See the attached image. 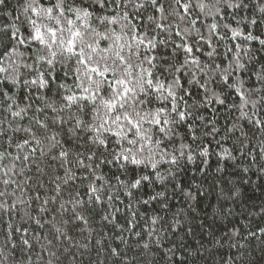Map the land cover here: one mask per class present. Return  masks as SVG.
Wrapping results in <instances>:
<instances>
[{"label": "trees", "instance_id": "obj_1", "mask_svg": "<svg viewBox=\"0 0 264 264\" xmlns=\"http://www.w3.org/2000/svg\"><path fill=\"white\" fill-rule=\"evenodd\" d=\"M22 2L6 0V7L0 5V29L17 23L16 15L22 11L18 6ZM161 2L165 5L164 13L151 5H145L142 9L130 10V19L127 21L140 30L138 35L147 31L158 45L160 41H167L166 47L161 46L158 53H153L158 58L175 56L182 63L184 59L191 61L195 57L201 61V66L214 60L225 69L236 56L250 68L252 65L259 68L260 63H264V45L260 40L247 39L249 33L264 39V13L259 11L264 0H244L248 7L241 10L228 8L226 12L221 3V11L213 10L211 15L195 7L190 13L185 12L182 5L188 0H180L179 5L176 0ZM205 2L213 4L216 0ZM192 3L195 4L196 0H192ZM153 15L157 22L166 25L164 29L155 28V24L148 20ZM161 17L164 19L161 20ZM193 19L196 22L191 24ZM253 20L256 23H252ZM212 23L218 24V28L209 31ZM169 25L171 27H167ZM17 27H20L19 23ZM110 27H115L119 33V25ZM232 29H237L243 35L233 37ZM124 38L128 39L127 36ZM182 41L195 45L194 51L186 56L183 50L174 52L173 49ZM213 50L216 55L208 57L207 53ZM27 62L31 63V60ZM216 71L219 69L212 72L213 76ZM191 72L196 79L207 78L195 67L191 68ZM237 75H242L249 83L250 75L252 81L255 80L253 73L238 70ZM191 78L187 74L181 77L185 89L192 93L191 99L188 96L185 99L190 105L198 104V115L204 119L189 117L186 125H178L174 143L159 149L155 157L160 159L159 153H166L157 169L129 165L127 176L121 175L123 170L118 169L115 163H104L103 156L97 159L88 152V159H85L86 147L81 141L79 158L85 164L95 161L93 175V168L84 171L77 165L75 143H64V149L71 151V163L65 161L64 168H71L76 176V179L65 185L62 183L64 169L59 167V161L51 159L57 153L47 141L37 145L27 134H14L9 130L15 143L22 144L24 139H29V144L17 149L15 144L9 147L3 138H0V144L13 157L17 154L32 155L25 162L23 172L19 171L20 164L17 162L18 174H10L19 187L3 183V179H7L3 176L6 168L0 166V192L8 193L0 198V241H4L7 234L12 245H23L22 237L28 239L37 251L44 245L42 254L51 264H57L58 260H65V257L67 260H77L78 264H264V232L261 231L264 229V135L255 129L247 137L239 135L240 129L234 132L233 123L239 121L246 131L249 125L244 124L239 112L233 109L219 104L199 103L203 98V89H199L201 95L198 96L196 85L185 83ZM216 91L228 92L220 88ZM44 92L42 89L41 93ZM28 93L27 88L16 86L11 88L8 95L14 96L19 107H24L27 95L23 102L20 96ZM47 95L51 97L49 102L58 100L54 86ZM237 96V93L231 92L228 103L238 102ZM39 106L43 107V103ZM15 119L9 115L7 105L0 104V120L4 121V127H7L8 120ZM57 138L64 139L63 136ZM181 144L185 147L181 148ZM32 149L37 151L32 152ZM226 150L230 158L225 154ZM104 151L107 154V149ZM173 156L176 157L175 163L172 162ZM11 159L9 157L5 164ZM157 171L163 180L157 177ZM101 175L104 181L97 180ZM141 175H148L149 181L127 190L120 187L115 179H110L120 176L130 181ZM89 183L100 190L97 194L101 199L95 203L87 202L88 196L92 195L88 190ZM57 184L61 185L60 191H55ZM128 191L133 195L129 196ZM77 192L80 194L79 199L85 203L76 204ZM37 195L40 199H36ZM108 197L113 198L111 202ZM45 199L49 200L48 204H43ZM41 205L48 209L46 213L39 212ZM76 215L84 219H76ZM35 219H41L44 227L36 225ZM10 225L20 231L10 233ZM53 225L61 228L65 235L57 234V238L49 245L48 240L52 238L49 232ZM69 247L74 255L64 251ZM77 248L78 252L75 251ZM113 249L119 255L114 254Z\"/></svg>", "mask_w": 264, "mask_h": 264}, {"label": "snow or ice", "instance_id": "obj_2", "mask_svg": "<svg viewBox=\"0 0 264 264\" xmlns=\"http://www.w3.org/2000/svg\"><path fill=\"white\" fill-rule=\"evenodd\" d=\"M176 2L179 5L180 0ZM221 3L225 12L228 8L241 10L248 7L244 0H216L213 4L206 3L205 0H196L193 4L192 0H188L182 8L190 13L195 7L211 15L213 10L221 11ZM0 5L6 7V0H0ZM145 5H151L160 13L166 11L161 0H23L18 6L22 11L16 15V22L20 27H17V23H12L0 29V98H3L0 99V104L7 105L9 115L16 118L15 121L8 120L6 128L4 121L0 120V138L6 139L9 147L15 144L17 149L28 145L30 141L24 139L22 144L15 143L9 130L14 134H27L37 145L47 141L57 153L51 159L59 161V167L64 169L62 183L65 185L76 179V176L71 168H64L65 161L71 163V151L64 149V143H75L76 163L84 171L93 168L95 161L85 164L79 158L81 141L86 147L85 159H88V152L97 159L103 156L104 163H115L118 169L123 170L121 175L127 176L129 165L157 169L166 153H159L160 159L155 157L159 149L174 143L178 125H186L189 117L204 119L198 115V104L190 105L185 99V96L189 99L192 96L181 83V77L186 74L192 78L185 83H194L198 96L201 95L199 89H203V98L199 103L219 104L239 112L243 123L249 125V128L244 130L238 121L232 125L234 132L240 129L239 135L247 137L255 129L264 135V63H260L259 68L255 65L250 68L236 56L225 69L214 60L201 66V61L195 57L191 61L184 59L182 63L175 56L158 58L153 53H158L161 46L166 47L167 41H160L158 45L147 31L138 35L140 30L127 23L130 10L142 9ZM259 11L264 13V6H260ZM160 19L163 20L164 17ZM148 20L155 24V28L166 27L164 23L157 22L155 15L148 17ZM195 22V19L190 21L191 24ZM252 23L256 21L253 20ZM110 25H119V33ZM217 28L216 23L209 25V31ZM152 31L155 32V29ZM240 35L243 33L232 29L233 37ZM187 39L185 36V40ZM201 39L204 37L201 36ZM247 39L260 40L264 45V39L250 33ZM194 47L195 45L182 41L173 51L183 50L186 56L194 51ZM21 48L24 49L23 52L20 51ZM215 55V50L207 53L208 57ZM29 59L31 63L27 62ZM192 67L204 73L207 78L196 79L191 72ZM185 68L188 69L187 72L184 71ZM216 69L219 71L213 76L212 72ZM238 70L253 73L255 80L252 81L250 75L251 82H246L242 75H237ZM16 86L29 90L28 94L20 96V101L23 102L27 95L24 107H19L14 96L8 95L11 88ZM53 86L58 100L49 102L51 97L47 93L51 92ZM217 88L228 92L217 93ZM42 89L45 90L44 93H41ZM231 92L238 94V102L228 103ZM40 103H43V107L39 106ZM58 136H63L64 139L60 140ZM125 144L128 146L124 147ZM180 147L184 148L185 145L181 144ZM0 149H3L0 150V166L6 168L3 176L7 177L3 179V183L19 187L12 175L18 174L17 162L20 164L19 171H24L23 166L30 160L32 153L13 157L3 144H0ZM104 149H107V154ZM35 151L37 149H32V152ZM40 151L43 152V148ZM225 154L230 158L227 150ZM9 157L12 159L5 164ZM175 161L176 157L173 156L172 162ZM95 170L93 168V175ZM156 175L163 180L158 171ZM104 179L103 175L97 177L99 181ZM110 179H115L120 187L127 190L129 187L137 188L142 182L149 181L150 177L141 175L130 181L121 179L120 176ZM60 190L61 185L57 184L55 191ZM88 190L92 194L88 196V203L101 199L97 194L100 190L95 185L89 183ZM127 194L133 195L131 191ZM6 195V191L0 192V198ZM79 195L77 192L76 204L85 203L79 199ZM36 199H40L39 195ZM108 199L111 202L113 198ZM48 203L47 199L43 201V204ZM47 211L43 205L40 206V213ZM75 218L84 219L79 215ZM35 224L44 227L41 219H35ZM16 231L20 229L9 226L10 233ZM23 231L26 232L27 229ZM261 231L264 232V229ZM57 234L65 235L61 228L53 225L49 232L52 237L48 240L49 245L57 238ZM21 239L23 246H26L24 248L29 251L34 248L28 239ZM4 241H9L7 234ZM12 246L15 247V244ZM44 247L41 245V249ZM112 252L119 255L115 249Z\"/></svg>", "mask_w": 264, "mask_h": 264}, {"label": "clouds", "instance_id": "obj_3", "mask_svg": "<svg viewBox=\"0 0 264 264\" xmlns=\"http://www.w3.org/2000/svg\"><path fill=\"white\" fill-rule=\"evenodd\" d=\"M251 2V0H250ZM264 6V5H262ZM70 245V242L66 241ZM23 249V251H22ZM44 249L37 251L33 248L31 251L24 248L23 245L16 244L15 247L8 241H0V264H49V259L43 256ZM69 255H74V251L69 247L64 249ZM79 251V248L75 250ZM64 255V252H61V256ZM67 260V257H65ZM65 260H58L57 264H65ZM67 264H78V261L75 259L67 260Z\"/></svg>", "mask_w": 264, "mask_h": 264}]
</instances>
